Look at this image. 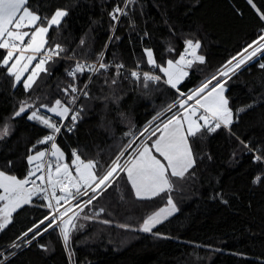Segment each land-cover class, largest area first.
<instances>
[{
    "label": "trees",
    "instance_id": "trees-1",
    "mask_svg": "<svg viewBox=\"0 0 264 264\" xmlns=\"http://www.w3.org/2000/svg\"><path fill=\"white\" fill-rule=\"evenodd\" d=\"M253 3L255 8L248 0H136L127 7L128 15L116 23L109 13L116 5L123 7L124 0H29L28 6L42 15L50 16L57 8L68 10L69 15L48 37L66 51L48 62V72L41 73L27 92L22 84L13 87L14 78L0 69V125L8 122L12 127L11 134L0 139V170L23 179L31 168L26 156L34 154L28 150L37 139L50 134L26 115L13 119L19 103L64 102L70 97L63 89L73 82L78 89L88 84L89 95L80 94L75 108L81 118L74 131L62 129L57 143L68 162L76 149L82 158L98 160L101 170L107 167L140 129L179 98V92L196 88L264 34V20L260 19L264 0ZM186 38L201 41L198 54L205 57V63L188 70L179 92L163 83L149 82L145 88L142 79L134 81L125 75V69H137L138 63L140 70L161 75L147 65L144 49H152L156 61L164 63L178 58ZM169 47L175 51L169 52ZM101 51L104 62L112 65L107 71L99 70L90 81L91 71L78 74L75 81L67 75L66 70L77 61L94 63ZM0 54L6 51L0 50ZM260 63H264V55L242 66L226 85L233 110L251 105L231 126L235 136L221 128L191 141L196 155L194 175L173 178L170 194L179 209L174 215L151 233L139 231L147 215L166 205V196L138 200L120 173L112 187L80 212L71 238V258L58 229L49 230L31 246L9 248L17 236L50 214L42 206L47 202L35 198L13 213V222L0 232V252L15 253L6 264H264V183L252 182L256 175L264 174V164L254 163L252 153L236 139L264 149V69ZM116 64L125 66L121 69L124 75L111 84ZM45 147L37 145L38 150ZM101 207L105 211L95 219H83ZM120 224L131 227L123 229Z\"/></svg>",
    "mask_w": 264,
    "mask_h": 264
},
{
    "label": "snow or ice",
    "instance_id": "snow-or-ice-1",
    "mask_svg": "<svg viewBox=\"0 0 264 264\" xmlns=\"http://www.w3.org/2000/svg\"><path fill=\"white\" fill-rule=\"evenodd\" d=\"M134 3L136 0H124L123 7L116 5L109 13L111 20L118 23L121 16L128 15L127 7ZM248 3L253 8L256 7L253 0H248ZM28 5L29 0H0V50L6 51V54H0V69L14 78L13 87L22 84L25 92L33 88L41 73L48 72L46 67L48 62L66 51L59 43H50L48 37L50 30L54 26L58 28L62 19L69 15L67 9L57 8L53 14L46 16L37 10H32ZM257 11L259 12L258 9ZM260 19L264 20V13H260ZM114 28L115 25H113V31ZM80 43L83 45L84 40ZM183 43L184 48L178 54V58L168 59L164 63H158L152 49L145 48L147 65L158 70L161 75L154 74L152 71L128 70L130 76L137 81L142 79L145 88L149 86V82L163 83L179 92L178 86L189 75L188 70L196 63H205V57L198 54L201 48L199 39L186 38ZM168 51L173 52L175 49L169 47ZM258 55H264V34L260 35L258 40L248 44L236 56H232L217 69L216 74L202 82L200 87L187 94L179 92V97L183 98H178L165 109L166 112H172V115L161 120L163 113L158 112L141 132V136L147 134V140L141 141L134 148L131 142L124 145L123 151L102 170L98 167V160L82 158L76 149L71 152L70 163L67 162L65 152L57 143V135L61 133L62 128L68 132L75 130L76 123L81 118V112L72 107L80 99V95L73 94L79 93L87 97L88 84L78 89L74 82L70 83L63 89L65 96L70 97L64 102L61 99H55L51 105L48 103L37 105L27 100L21 101L18 110L13 114V119L26 115L28 121L38 122L50 130V134L37 139L28 150L30 153L34 151V154L26 156L27 163L34 167L28 170L25 178L19 179L15 175H9L0 170V232L13 222V213L22 206L30 204L34 196L47 202L42 206L48 208L50 214L45 215L38 223H34L32 227L17 236L10 243L9 248L20 249L31 246L33 241L49 230L58 229L64 248L71 258V238L73 231L77 230L75 221L80 212L92 205L93 201L112 187L120 178V173L126 176L136 199L152 200L162 195L166 196V206L147 215L139 226V231L151 233L157 225L179 210L170 193L174 190L173 178L184 179L194 175L191 170L196 165V155L191 141L197 137L203 138L206 133H216L221 128L235 136L231 132V126L238 119L239 114L245 112L251 105L233 110L225 95L226 85L242 66L247 65ZM68 59H74V57ZM34 61L35 64H33ZM110 67L112 65L104 62V52L101 51L96 63L86 64L77 61L75 67L66 71L67 75L75 81L78 74L83 75L87 71L95 74L101 69L107 71ZM259 67L264 69V63H260ZM124 68L123 64L115 65L116 76L111 80V84H116L118 78L124 75L121 71ZM137 69H139V63ZM25 73L28 75L25 76ZM88 80H91V76ZM41 109H46L48 113L59 117L60 122L51 116H46ZM69 118V123H63ZM156 121L159 122L153 127ZM11 131L12 127L8 122L0 125V139L10 135ZM125 135H131V133ZM236 139L246 152L252 153L254 163L264 164V154H262L264 149L253 147L239 137ZM37 145L46 147L44 150H38ZM129 149L132 151L126 159H122ZM37 173L44 174L37 175ZM37 180L41 181V184H37ZM252 182L264 183V174L256 175ZM29 184L32 186L27 187ZM84 196L88 198L81 200ZM64 205L67 206L64 207ZM74 207L78 211H73ZM104 211L105 209L101 207L93 216L84 215L83 219H95ZM101 222L111 223L109 220ZM118 226L123 229L131 227L128 224ZM83 227L82 224L79 225L80 229ZM39 247L45 251L48 250L46 245H39ZM14 254L0 252V264H6Z\"/></svg>",
    "mask_w": 264,
    "mask_h": 264
},
{
    "label": "built area",
    "instance_id": "built-area-1",
    "mask_svg": "<svg viewBox=\"0 0 264 264\" xmlns=\"http://www.w3.org/2000/svg\"><path fill=\"white\" fill-rule=\"evenodd\" d=\"M183 51V50H182ZM94 63H96V61L94 62ZM109 65H111L110 63H108ZM128 70H140V69H125V75L128 77V78H130V79H132V80H134V81H137V80H135L134 78H132L131 76H130V74H129V72H128ZM140 71H145V70H140ZM154 74H156V73H154ZM94 75V73L92 72L91 73V77ZM187 93H189V92H187ZM187 93H185V94H187ZM80 95V94H79ZM183 97H181V99H182ZM191 103V102H190ZM75 106H76V104L75 105H72V107L73 108H75ZM76 109V108H75ZM69 121H70V118L69 119H65L64 121H63V123H65V124H67V123H69ZM145 127V126H144ZM142 128L141 130H140V132H139V134H137L136 135V137H135V139L133 140L134 142L136 141V140H138L139 139V137H140V135H141V132L145 129V128ZM63 129V128H62ZM62 129H61V132H62ZM59 135V134H58ZM58 135H57V137H58ZM144 136H147V134H145ZM144 136H142V137H144ZM131 142V143H134V142ZM68 162V161H67ZM70 163V162H69ZM41 174H44V173H37V175H41ZM26 175H27V173H26ZM25 175V176H26ZM25 178V177H24ZM33 179H35V177H33ZM36 183L37 184H41V181H39V180H37L36 181ZM32 185L31 184H29V185H27V187H31ZM57 194L59 195L60 193H59V191H57ZM35 198H39V197H37V196H34L33 197V199H35ZM87 199V196H84V197H82L81 198V200H86ZM67 205H64V207H66ZM81 207H83V204H81ZM61 210H63V208H61ZM73 211H78V209H75V207L73 208ZM71 214V213H70Z\"/></svg>",
    "mask_w": 264,
    "mask_h": 264
},
{
    "label": "rangeland",
    "instance_id": "rangeland-1",
    "mask_svg": "<svg viewBox=\"0 0 264 264\" xmlns=\"http://www.w3.org/2000/svg\"><path fill=\"white\" fill-rule=\"evenodd\" d=\"M204 82V81H203ZM213 83H215V81H213ZM202 84V83H201ZM201 84H199L196 88H198V87H200L201 86ZM196 88H194V89H196ZM194 89H192V90H194ZM192 90H190V91H192ZM189 91V92H190ZM226 95V94H225ZM180 99H181V97H179ZM173 111H176V109H174ZM42 113H44L46 116H51V117H53V119L54 118H56V119H59L60 120V118L59 117H55L54 116V114H52V113H48L47 111H46V109H44V112H42ZM163 113V115L166 113V111H164V112H162ZM170 115H172V112L168 115V113L167 114H165L164 116H161V120H163V119H166L168 116H170ZM150 121H152V120H150ZM149 121V122H150ZM34 122H36V121H34ZM149 122L145 125V127L146 126H148V124H149ZM159 121H156V122H154L153 123V127L155 126V123H158ZM38 123V122H37ZM144 127V128H145ZM141 130V129H140ZM139 132L140 131H138L133 137H132V139L129 141V143L130 142H132L134 139H135V137H136V135L137 134H139ZM144 140H147V136H144V137H142L141 135H140V137H139V139L138 140H136L134 143H132L133 144V148L137 145V144H139V143H141V141H144ZM128 143V144H129ZM59 146V145H58ZM132 151V149H129L128 150V153H126L125 154V157L124 158H122V159H126L127 158V155L130 153ZM31 168H33L34 167V165H31L30 166ZM88 198V197H87ZM157 211V210H156Z\"/></svg>",
    "mask_w": 264,
    "mask_h": 264
},
{
    "label": "crops",
    "instance_id": "crops-1",
    "mask_svg": "<svg viewBox=\"0 0 264 264\" xmlns=\"http://www.w3.org/2000/svg\"><path fill=\"white\" fill-rule=\"evenodd\" d=\"M35 63H36V62L34 61L33 64H35ZM27 75H28V73H25V76H27ZM153 139H154V138H153ZM164 206H166V205H164ZM164 206H163V207H164ZM174 214H175V213H174ZM174 214H173V215H174ZM170 217H171V216H170Z\"/></svg>",
    "mask_w": 264,
    "mask_h": 264
}]
</instances>
